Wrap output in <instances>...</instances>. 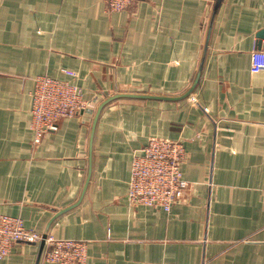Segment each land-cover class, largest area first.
<instances>
[{
	"label": "crops",
	"instance_id": "crops-1",
	"mask_svg": "<svg viewBox=\"0 0 264 264\" xmlns=\"http://www.w3.org/2000/svg\"><path fill=\"white\" fill-rule=\"evenodd\" d=\"M216 2L110 13L104 0H0V215L85 242L84 264H264V72L250 70L264 0H222L209 34ZM39 76L79 87L88 107L35 145ZM115 95L155 98L107 104L92 136ZM151 138L187 153L188 189L169 212L127 198ZM40 244L18 243L0 264H37Z\"/></svg>",
	"mask_w": 264,
	"mask_h": 264
},
{
	"label": "built area",
	"instance_id": "built-area-1",
	"mask_svg": "<svg viewBox=\"0 0 264 264\" xmlns=\"http://www.w3.org/2000/svg\"><path fill=\"white\" fill-rule=\"evenodd\" d=\"M136 0H104L110 13L128 10ZM252 74L264 72V50L255 49L251 54ZM31 111V129L34 144L57 129L60 120L75 117L88 104L82 90L70 83L39 76L35 79ZM187 159L181 141L151 138L147 145L135 153L131 163L127 198L132 206H143L165 212L184 198L188 183L181 171ZM43 236L26 230L20 218L0 215V260L6 258L18 243H41ZM43 259L48 264H84L86 244L83 241L59 240L52 236L45 239Z\"/></svg>",
	"mask_w": 264,
	"mask_h": 264
},
{
	"label": "water",
	"instance_id": "water-1",
	"mask_svg": "<svg viewBox=\"0 0 264 264\" xmlns=\"http://www.w3.org/2000/svg\"><path fill=\"white\" fill-rule=\"evenodd\" d=\"M222 0H217L216 2V5H215V8L213 10V13H212V16H211V20H210V30H209V34H210V31H211V28H212V25H213V21H214V18H215V15H216V12L218 10V7L220 5ZM257 38L261 39V40H264V29L263 30H260L258 33H257ZM208 40H209V37L207 38L206 40V44H205V48H204V53H203V57H202V61H201V64H200V68H199V71H198V74H197V77H196V80L193 84V86L191 87V89L187 92V94L183 97H190L195 89V87L197 86L198 84V81L200 79V76H201V72H202V69H203V66H204V63H205V60H206V55H207V48H208ZM261 44H259V50H261ZM263 50H264V46H263ZM119 98H155V97H150V96H138V95H115L113 97H110L108 99H106L99 107H98V110L95 114V118H94V123H93V128H92V136H93V133L95 131V128H96V123L98 121V118H99V115L102 111V109L109 103H111L112 101L116 100V99H119ZM47 237V233L43 235V241L41 242L40 244V252H39V256H38V260H37V264H39L40 262V259H41V255H42V252H43V249L45 247V241L44 239Z\"/></svg>",
	"mask_w": 264,
	"mask_h": 264
}]
</instances>
